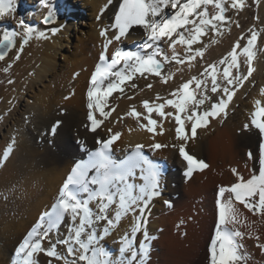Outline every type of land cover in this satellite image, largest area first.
Wrapping results in <instances>:
<instances>
[{
  "label": "bare ground",
  "instance_id": "bare-ground-1",
  "mask_svg": "<svg viewBox=\"0 0 264 264\" xmlns=\"http://www.w3.org/2000/svg\"><path fill=\"white\" fill-rule=\"evenodd\" d=\"M74 1L64 0V3L60 4L53 0L49 2L48 8H40L38 4L35 6V0H15L16 11L0 16V37L4 32L18 33L13 38L12 46L7 49L0 48V51L6 52L4 60H0V134L3 133L0 140V264H11L16 248L26 237L30 228L38 223L40 215L47 211L58 198V193L74 160L81 153L100 145L98 140H107L117 132L120 133V136L111 145L117 156L137 144H141L154 157L167 158L171 166L161 176L159 195L149 201L144 214L147 223L138 233L137 239L133 241L136 250V245H139L144 239L142 232L146 228L148 240L145 243H150L151 246L148 248L147 258L138 255L136 264H140L141 259L144 260V264H187V258L182 257L184 252L178 249L180 239L163 228L170 224L174 231L175 222L171 224L168 219L174 217L177 221L182 214L186 213L183 211L184 209H179L183 203L182 199L185 198L181 199L178 196H190L192 190L198 188L195 179L199 174L193 172L194 176L189 178L186 172L184 173L187 162L178 153L182 141L177 138L175 129L178 125L175 124L174 118L159 117L156 113H152L151 118L158 121L155 131L149 132L143 127L147 124L144 116L148 115L143 107V101L160 103L167 99H175L177 97L172 96V93L192 77L207 81L209 89L207 94L211 95L210 77H201V73L208 65L216 64L218 83L224 85L222 69L225 65L219 64V61L227 56L239 37H244L239 42L241 45H245L251 32H256L258 39L252 49L254 70L242 86L236 87L235 95L225 110L226 115L231 114L230 111H236L238 103H242L247 116L244 117L238 111L231 118L229 117L232 121L227 117L224 118L225 113L216 118L210 117L207 126L200 127L194 138L183 142L188 154L201 160L214 154L223 157L220 162L234 158L232 161L235 162L233 163L235 166L242 165V158L238 161L240 153L255 146L260 148V145L264 144V134H261L251 123L253 113L259 110L256 101H260V107H264V95L261 94V89H264V59H262L264 57V3L260 4L255 13L251 9L249 11L246 9L250 0H244L243 10L233 9L230 3H227L225 15L228 19L220 26V34L216 35L209 31L206 36L202 37L200 44L193 45L194 49H203L202 58L187 60L184 46L177 44L176 53L185 62L182 64L175 61L163 62L161 76L145 73L144 76L136 75L132 81L126 82L122 86L124 87L123 93L115 92L108 98L105 111L115 110L111 111L107 119L100 117L98 112L95 113L97 118L104 119V123L96 132H93L89 129L91 122L87 119L89 101L86 91L90 86V74L96 65L101 47L115 33L112 16L118 0H111V3L109 0H77L85 7H90L91 13L85 14L92 18L90 29H85L82 26L78 28L81 23L76 21L79 13L76 12V5L70 3H74ZM29 3L32 7L26 5ZM252 4L253 1L250 2V5ZM208 8L210 12H214L211 5ZM49 11L56 13L63 21L45 23L44 18ZM26 13L28 21L23 20ZM174 13L175 10H167L168 16L174 15ZM250 15L256 16V19L249 21ZM5 16V21L10 22V25L13 26L9 27L6 22L2 21ZM21 20L33 29L27 43L23 42V29L19 24ZM246 22L247 24L242 28L240 24ZM75 23H77V28L72 30V25ZM103 28L108 29L107 37L100 34ZM41 33L46 38H41ZM146 35L147 33L139 26L135 32L132 30L127 33L119 42L114 41L110 46V51L112 52L121 43L129 40L136 39L138 42L144 43ZM70 42L72 45L67 46L66 44ZM158 47L163 50L158 59L162 60L163 54L171 57L172 50L167 43H160ZM238 62L240 68L239 71L235 68L232 69L234 75L247 74L248 65L245 57L239 56ZM5 69L7 70L5 71ZM169 75L171 78L165 83L163 78ZM133 83L136 85L135 88L132 87ZM149 84L152 85L151 88L147 87ZM252 85L255 86L250 90ZM189 90L194 91L197 96L202 92V90H195L194 85L190 86ZM246 92H248L247 99H243ZM157 96L161 99L157 100ZM216 96L218 95L216 94ZM224 98L226 99V97ZM24 99L27 103L23 102ZM206 104H208L206 108L208 110L211 103ZM18 107L21 108L17 109ZM133 108L143 114L141 118L137 119L129 115ZM165 111L174 110L166 108ZM185 116L186 114H181L186 133L190 136L191 122L187 121ZM262 121H264V117ZM245 125L248 127L245 128ZM53 128H55L54 133ZM213 128H215V133L212 132ZM108 129H111V132ZM154 143L166 146L159 149L149 147ZM9 148L11 151L5 161L3 153ZM256 160L259 161L258 156ZM207 163L209 166L200 173L206 175L208 173L206 169L218 172L215 176L211 175L209 180L218 177L223 180V185L230 182V186L238 181L237 178L234 179L233 176L228 175L218 164V161H214L213 164L210 161ZM253 164L252 162L251 165L255 169ZM130 182L136 184L138 189L139 185L143 183L139 179V172ZM224 197L226 202L230 198V194ZM170 205L172 208H166ZM233 205L237 213L236 217H238L236 223L242 224V219H248L241 207L243 204H239L233 198ZM92 206L95 210V201L92 202ZM112 215L114 218V213ZM133 223L134 215L129 213L111 228L109 235L102 241L104 248L112 254L114 260L120 259V239L126 234H131ZM214 223L215 221L213 225ZM236 223L226 222L232 228L236 226ZM213 225L209 230L210 216L206 214V217L200 222V226H197L195 231L193 229L190 231L189 238H193L196 245H199L204 236L210 232V240L213 234ZM254 225L255 227H252L256 230L255 234L264 239V225L258 223ZM106 226V222L103 221L97 224L98 233L102 234V229ZM245 234L246 237L243 241L246 248L250 247L254 250L253 235H248L247 232ZM51 235L55 241L57 233L53 231ZM59 235H66L64 225L61 226ZM44 246H48V241L44 242ZM195 250L186 251L189 254L190 251L194 253ZM57 251L64 256L67 255L64 245H57ZM252 252L258 259L264 260V253ZM36 258L39 264H49L50 261L51 264H65L64 260L57 261L42 253L38 254ZM203 258H205V254H203ZM71 259L68 257V260ZM191 262L194 264L195 258ZM244 262L243 258L238 264ZM125 264L128 262L126 261ZM207 264H210L208 260Z\"/></svg>",
  "mask_w": 264,
  "mask_h": 264
},
{
  "label": "snow or ice",
  "instance_id": "snow-or-ice-1",
  "mask_svg": "<svg viewBox=\"0 0 264 264\" xmlns=\"http://www.w3.org/2000/svg\"><path fill=\"white\" fill-rule=\"evenodd\" d=\"M41 2L45 8L49 7L48 0H41ZM227 3L237 10L245 6L244 0H122L113 26L117 31L104 43L99 62L90 77V87L87 91L89 101L87 119L91 122V130L96 132L104 123V119H107L111 111L115 110L105 111L108 98L115 92L123 93L124 87L122 86L126 82L132 81L136 75L144 76L145 73L161 76L163 62L184 63L185 60L176 53L177 44L184 46L187 60L202 58L203 49H194L193 45L200 44L202 37L206 36L209 31L216 35L220 34V26L228 19L225 15ZM209 5L212 6L214 12L209 11ZM168 9L175 10L174 15L168 16ZM15 11V0H0V16ZM52 17L53 13L49 11L44 22L48 23ZM19 24L23 29V42L27 43L33 29L23 20L19 21ZM134 25L140 26L147 33L142 50L125 51L117 48L109 56V46L114 41L119 42ZM100 34L107 37L108 29L105 28ZM15 35L18 33L4 32L0 38V48L7 49L12 46ZM40 37L46 38L43 33ZM240 39L244 37H239L227 56L219 61V64L225 65L222 69L224 85L218 83L216 64L208 65L201 73V77H210V92L221 96L218 101L211 103L208 110L202 113L197 111L210 99L207 94L209 91L207 81L197 77H192L173 92L172 96L177 97L175 99H167L160 103L143 101V107L148 114L144 116L147 124L143 127L149 132L155 131L158 123L157 120L151 118L152 113H156L159 117L174 118L175 124L178 125L175 129L177 138L182 141L178 150L188 165L186 175H191L194 169L203 170L207 165L189 155L183 142L194 138L197 128L207 126L210 117L216 118L225 113L228 103L235 95L236 87L242 86L254 70L252 49L258 39L257 33L251 32L245 45L240 44ZM160 43L168 44L172 50L171 57L163 54L162 60L158 59L163 53V50L158 47ZM146 49H151V51H143ZM5 55L6 52L0 51V60H4ZM239 56L246 59L247 74L234 75L232 72L234 68L239 71ZM170 78L171 75L164 77L163 80L167 83ZM193 85L195 90H202L199 96L189 90ZM132 87L135 88L136 85L133 83ZM147 87L151 88L152 85L149 84ZM261 94L264 95V89H261ZM160 99L157 96V100ZM260 104V101H256L259 110L253 113L251 123L261 134H264V121L257 119V117H264V107H260ZM166 108L174 111H165ZM97 112L104 119L97 118L95 116ZM182 113L186 114V120L191 122L190 136L185 132ZM129 115L139 119L143 114L133 108ZM247 127L248 125H245V128ZM52 131L54 133L55 128ZM108 131L111 132V129ZM119 136L120 133L117 132L107 140H98L101 147L90 152L87 161L74 165L58 193L56 202L50 210L40 215L38 223L18 245L11 264H39L36 257L41 253L57 261L64 260L65 264H81V262L83 264H125L126 261L128 264H136L138 255L147 258L148 244L145 242L148 240V232L146 228L142 232L144 239L139 243V251L135 250L133 241L136 234L140 233L147 223L144 214L149 201L159 195L161 169L143 154L141 150L144 146L141 144H137L126 159L114 160L110 154V146ZM165 146L154 143L149 147L159 149ZM10 151L11 148L4 151L3 160H7ZM248 155L252 158L251 153ZM259 164L258 175H253L246 181L243 177H238V181L231 186L219 188L220 198H223L225 193L230 194L226 202L222 199L217 202L219 225H224L226 219L229 222L236 221L237 213L233 198L249 211L264 213V144L260 145ZM137 170H139V179L143 181L138 189L136 184L130 182L137 176ZM233 172L235 173L236 170L233 169ZM93 201H95V210L92 206ZM129 213L134 215V223L131 234H126L120 239L121 257L117 261L104 248L102 241L109 235L111 228ZM102 221L106 222L107 226L103 227L101 234L98 233L96 225ZM62 225L66 227L65 236L59 235ZM53 231L57 233L55 241L51 235ZM241 235L238 231H228L218 226L210 245L211 264H238L242 257L238 254L240 245L235 242V238ZM45 241H48L47 247L44 246ZM57 245L65 246L66 256L57 251ZM68 257L72 259L68 260ZM140 264H144L143 259L140 260Z\"/></svg>",
  "mask_w": 264,
  "mask_h": 264
},
{
  "label": "rangeland",
  "instance_id": "rangeland-1",
  "mask_svg": "<svg viewBox=\"0 0 264 264\" xmlns=\"http://www.w3.org/2000/svg\"><path fill=\"white\" fill-rule=\"evenodd\" d=\"M251 1H253L252 5H250ZM70 3L72 5H74V4L76 5L75 6L76 8L75 7L74 8L77 9L76 12L79 13L78 14L79 18L77 17L76 21L78 20L81 23H80V25H78V28H79V26H80V28L82 26L85 29H90V24L92 22V18L85 15L87 13H91L90 8L86 9L87 11L83 15V12H82L81 9L83 7H85V6L81 2H79V1L77 2V0H75L74 3L73 2H70ZM261 3H264V0H250V1H248L247 5H246V9L248 11L251 9L252 12L255 13L256 11H258ZM86 7H88V6H86ZM243 9L244 8H242V10ZM254 13H253V15H254ZM253 15H250V20L249 21L256 19V16H253ZM27 17H28V14L26 13L25 14V18L23 20L24 21H28ZM5 18H6V16L2 19V21L6 22ZM60 21H61V17L58 16L56 13H53V17H52V19L49 20L48 23H51V22H59L60 23ZM62 21H63V19H62ZM245 21H246V19H245ZM83 22H84V24H83ZM247 22L245 24H243V23L240 24V25H242L241 27L243 28L247 24ZM6 24L9 27L13 26V25H10V22H6ZM75 24H76V26H74ZM75 24L72 25V30L75 29V27L77 28V23H75ZM0 38H2V37H0ZM66 45L67 46H71L72 43L70 42V43H68ZM260 54L262 55V53H260ZM262 59H264V57H262ZM60 60L63 61V59H61V58H60ZM244 71H245V69H244ZM254 86L253 85L250 86V90ZM210 94H211V95H209L210 99L207 100L205 102V104L202 105L199 109H197V111L203 112V111L207 110L206 108H207L208 104H206V103H213V102L218 101L221 98L220 95L216 96V94H213L211 92H210ZM247 94H248V92H246V95H244L245 97L243 96V99H247ZM23 102L27 103V101L25 99H24ZM236 107H237L236 111H230L231 114L229 113L230 115L229 114L225 115L224 118L227 117L230 121H232V119H230V118L233 115H235L236 112H238V111L244 117L247 116V113H245L246 112L245 108L242 107V103H238V105ZM20 108L21 107H18L17 109H20ZM241 109H242V111H241ZM250 111H251V114H252V109ZM249 117H250V115H249ZM222 126H223V123H222L221 127ZM212 132L215 133V128H213ZM1 134H0V140L3 137V133L2 132H1ZM259 150H260L259 146H255V147H253L251 149H248L246 152L243 151V153H240L238 161H240V158H242V159L244 158L243 161L241 159V164L242 165H240V166L238 165V162H237L238 166H235V164H233V163H235L234 161H232V160H234V158L226 160L225 162L224 161L220 162V159H223V157L222 156H215L214 154H213L214 156L213 155L212 156L211 155L210 156H206L205 163H206V161H210L213 164L214 161L215 162L218 161V164H220L222 166V169H224L228 173V175L233 176L234 179H236V178L238 179V177H243V179H245L246 176H247L245 174L248 173L251 170L250 169L251 166H252L251 163L253 161V158H249V159L247 158V157H249L248 154L252 153V156L254 157V159H256L257 156L260 153ZM246 160H247V162H249V165H248L249 169L247 168V166L245 164ZM231 168H234V169L238 168L237 171H239V169H241L243 172L241 170L239 172H237V171L236 172L237 173H241L242 176L241 175H237V177H235V174L234 175L232 174L233 171H232ZM206 171L208 172L206 175H203L202 173H197L199 175L196 174L197 177L195 179L196 180L195 184H197L198 188H196V190H192V192H191L192 194L191 193L189 194L191 197L190 196H187V197L178 196L181 199L185 198V199H182L183 203H181L179 209L180 208H181L180 210L184 209L183 211L184 212L186 211V213L184 215L182 214V216H180L178 218L179 221L178 220L175 221L176 218L174 219V217L168 219V222L171 223V224H173L175 222L176 225L175 224L173 225L174 227H176V228H174V231H173L172 225H170V224L167 227L165 226L164 228L162 226V228L164 230L165 229L168 230L171 234L173 233L176 238L180 239L181 242L179 244L180 246L178 245V249H179V251L181 250L182 252H184L182 257L183 258H185V257L187 258V262H188L187 264H191L192 263L191 261H193L194 258H195V261H196V262H194V264H197V262H198V264H200V263L207 264V260H208L207 259V254H208L207 245H208V241H209L210 232H209V234L204 236V239L199 243V245L198 244L196 245V242L193 241V238L192 239L189 238V236H190L189 234H190V231L192 229H193V231H195L196 227L200 226V222L202 221L203 218L206 217V214H209V216H210V228H209V230H211L213 222L215 221L214 207H215V204L218 202V199H219L218 198V192H219L218 189L220 187H222V186H224V187L230 186V182H226V184L224 183L225 185H223L222 184L223 180H221L218 177L214 178L212 180H209V177L211 175L215 176L216 174H218V172H215V171L213 172V170L212 171H208V169H206ZM208 181H210V182H209L208 185H206ZM226 195H229V193H226ZM221 199L223 201H225V197L220 198V200ZM241 207H242V209H244V213H245V215H246V217L248 219L247 220L246 219L245 220L242 219V221L240 220L242 222V224L240 222H238V224H237L236 223L237 221H235V223L237 225L235 230H237V231L239 230L240 232L244 231L245 233L247 232L248 235H253L252 237H253V240L255 241V244L253 245V249L254 250H252L249 246H248L249 248L244 249L245 248L244 242L242 241L243 243L242 242L240 243V246L242 247V249H244V251H248V252L252 253V257L249 256L250 258L247 259V262L245 260V262L243 264H255V263L264 264V260L262 261V259L260 258V255L258 256L260 259H258L256 256L253 255V252H252V251H254V252H258V253H264V239L260 238L257 234H255L256 230L252 227V226L255 227V225H254L255 223H258L260 225H264V213L258 214L255 211H249V209L246 208L245 206L244 207L241 206ZM245 210H246V212H245ZM237 218L238 217H236V220H237ZM227 221L228 220L226 219V222ZM238 221H239V219H238ZM246 221H248V223H246ZM255 221H257V222H255ZM234 228H235V226H234ZM194 240H196V239H194ZM193 245L195 246V248H194ZM136 246H137L136 250L138 251L139 250V245H136ZM150 246H151V244H150ZM192 246H193V248H192ZM196 246H198V247H196ZM189 249H193V250L196 249V250L194 251V253L192 251H190L189 254H188V251H186V250H189ZM191 253H193L192 256H191ZM238 253L242 254L244 252H242V251L239 252L238 251ZM203 254H205V258H203ZM191 257H194V258L190 260L189 258H191ZM188 259H189V261H188ZM117 261H119V260H117Z\"/></svg>",
  "mask_w": 264,
  "mask_h": 264
}]
</instances>
